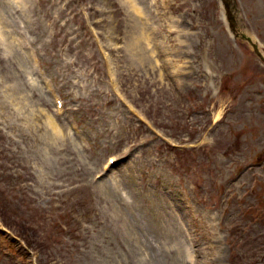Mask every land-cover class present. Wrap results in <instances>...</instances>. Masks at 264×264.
<instances>
[{
  "label": "rangeland",
  "instance_id": "obj_1",
  "mask_svg": "<svg viewBox=\"0 0 264 264\" xmlns=\"http://www.w3.org/2000/svg\"><path fill=\"white\" fill-rule=\"evenodd\" d=\"M16 1L0 0V264H264V62L224 0ZM234 1L264 53V0Z\"/></svg>",
  "mask_w": 264,
  "mask_h": 264
},
{
  "label": "bare ground",
  "instance_id": "obj_2",
  "mask_svg": "<svg viewBox=\"0 0 264 264\" xmlns=\"http://www.w3.org/2000/svg\"><path fill=\"white\" fill-rule=\"evenodd\" d=\"M15 2V0H13ZM20 2H23L22 0H17L16 1V4L20 6ZM126 3H128L130 5L131 3V0H128ZM131 9L133 12H135L136 14V19H139L140 21V25L138 28H137V25L135 24V26L133 25V29H134V36L132 35V38H131V42H127V45L130 46L131 48V51H135L136 50V47H141V45L145 44L147 45L149 48L150 46L148 45L149 41H150V32L146 31L145 29V23H142V17H144V12L142 11V9L138 6V4L136 2H134L133 4H131ZM139 17V18H138ZM147 22L149 23V20L147 18ZM153 29V27H152ZM15 41H16V38L13 37V43L15 44ZM144 48H140V51H142ZM139 51V52H140ZM153 52V51H152ZM19 53H20V56L23 58L24 61H26V58H25V55L26 53L24 51H22L21 49H19ZM155 63L156 65H159L158 64V61L155 60ZM109 67H110V72L113 76V79H114V75L115 73L113 71H111V65H110V60H109ZM22 69L23 71L27 72V70H25L22 66ZM50 125H51V128H52V131L53 133H55L57 136H63L64 135V132L58 127V125L56 123H54L53 121V118H50ZM69 133L66 132V135H68ZM118 162H115L113 164L112 167H110L108 169V173H109V176L112 174V171L114 170V168L117 166ZM110 178V177H109Z\"/></svg>",
  "mask_w": 264,
  "mask_h": 264
},
{
  "label": "trees",
  "instance_id": "obj_3",
  "mask_svg": "<svg viewBox=\"0 0 264 264\" xmlns=\"http://www.w3.org/2000/svg\"><path fill=\"white\" fill-rule=\"evenodd\" d=\"M2 218H4L3 216H2ZM3 224H4V226H6L7 228H9V229H12L13 230V228L12 227H15L13 224H14V220H13V222H6V220L5 219H3ZM22 231L20 230V231H18V234L19 235H22L23 236V238H25L26 237V239H24V241L26 242V244L27 245H31L32 246V242L29 240V239H27V234H28V230H27V228L25 227V225L24 224H22ZM232 264H237V261H235V260H233L232 261Z\"/></svg>",
  "mask_w": 264,
  "mask_h": 264
},
{
  "label": "water",
  "instance_id": "obj_4",
  "mask_svg": "<svg viewBox=\"0 0 264 264\" xmlns=\"http://www.w3.org/2000/svg\"><path fill=\"white\" fill-rule=\"evenodd\" d=\"M253 48H254V50H255V53L258 55V56H260V54H259V52L257 51V49H256V47L253 45ZM261 57V56H260Z\"/></svg>",
  "mask_w": 264,
  "mask_h": 264
}]
</instances>
